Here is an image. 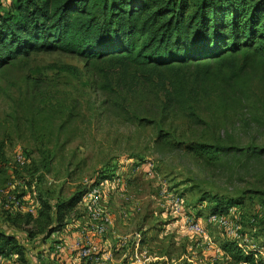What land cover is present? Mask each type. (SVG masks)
<instances>
[{
    "label": "rangeland",
    "instance_id": "1",
    "mask_svg": "<svg viewBox=\"0 0 264 264\" xmlns=\"http://www.w3.org/2000/svg\"><path fill=\"white\" fill-rule=\"evenodd\" d=\"M228 59L233 69L220 72L213 61L149 71L54 49L1 66L0 230L24 249L0 264H214L221 242L234 240L219 226L231 207L245 243L264 246V54ZM205 66L198 86L194 70ZM200 145L216 152L206 158ZM103 180L122 190L108 213L128 205V214L100 243L65 231L41 240L4 219L16 200L34 207L37 195L53 202Z\"/></svg>",
    "mask_w": 264,
    "mask_h": 264
},
{
    "label": "trees",
    "instance_id": "2",
    "mask_svg": "<svg viewBox=\"0 0 264 264\" xmlns=\"http://www.w3.org/2000/svg\"><path fill=\"white\" fill-rule=\"evenodd\" d=\"M54 49L149 71H176L201 61L218 63L219 72L223 66L233 69L228 58L242 50L264 54V0H7L0 8V67L17 56ZM209 72L208 66L195 69V83ZM198 149L206 158L216 152L209 145ZM5 162L0 141V165ZM85 192L53 202L37 195L35 215L10 209L4 219L30 225L28 235L43 240L76 218ZM23 249L15 235L0 230V257L21 258ZM220 249L223 259L214 264H264L232 239H224Z\"/></svg>",
    "mask_w": 264,
    "mask_h": 264
},
{
    "label": "built area",
    "instance_id": "3",
    "mask_svg": "<svg viewBox=\"0 0 264 264\" xmlns=\"http://www.w3.org/2000/svg\"><path fill=\"white\" fill-rule=\"evenodd\" d=\"M23 156H21L20 152L16 153V157L14 159L15 163H20L22 161ZM104 182V181H103ZM103 182L98 181L97 184L93 185L89 188L85 194L82 196L81 200L78 204L82 205L86 209V214L88 220L91 222L92 231L96 234H103L106 230V225L109 223V215L100 205V199L103 197L105 192V185ZM32 193V192H31ZM33 195V193H32ZM13 207L15 211L18 212H27L31 215H35L36 209L38 207L37 199L35 200L34 207H28L19 200L13 202ZM232 207L225 215L219 214V226L222 227L236 242V244L243 249L244 251L253 250L256 254L255 256H260L264 260V246L256 247L254 244H247L245 242H251L252 240L248 237H242L239 233L240 224L235 222H231L230 216L232 212ZM264 211V207H263ZM211 220H215V215L210 216ZM189 229L192 231H199V225L197 222L189 223ZM94 248L93 245H91ZM88 248L86 251H89ZM85 253V252H84Z\"/></svg>",
    "mask_w": 264,
    "mask_h": 264
},
{
    "label": "crops",
    "instance_id": "4",
    "mask_svg": "<svg viewBox=\"0 0 264 264\" xmlns=\"http://www.w3.org/2000/svg\"><path fill=\"white\" fill-rule=\"evenodd\" d=\"M103 181H105V184H106L105 188H107V190H105V188H104V190H105L104 194L105 195H103V197H102L103 199L101 198L102 199L101 207L109 215V223L106 225V230L104 232L105 235H106L107 234V228L108 229H112V228L115 227L113 224H115L114 220L116 218L119 220V222L121 220H125V218H127L128 212H125L124 209L127 208L128 205H126V206H121L120 205V208L116 212V214H109L108 213V209L112 208V206H115V203H114L113 199L116 198L117 196H120V193H121L120 191H122V190H121V187L119 188L120 184L118 185V183H116V184H113V183L108 184L107 180H103ZM103 181H101V182H103ZM118 182H120V179H118ZM108 185L112 186L113 188H110V186H108ZM116 188H119V189L116 190ZM28 196L29 195H27V197ZM23 198H25V197H23ZM78 205H77V209H79L80 206H82V205H79V206ZM79 221H81L82 226H80V228H78L77 230L72 231L73 228H76L79 225ZM116 229H117V226H116ZM63 231L70 232V233L73 232L71 237L74 236V233L78 234L80 232H82V233L84 232L86 235L89 234L91 237H93L92 239L94 241H98V243L101 242V238L100 237H102V236L98 237L99 235L92 231L91 223L88 220V218L86 219L85 217L82 220H79V218L70 219L68 221V224L66 225V227H65V229ZM116 232H118V230H116L115 233ZM115 236H117V235H115ZM103 237H104V234H103ZM109 237L110 236H107L106 238H104V240L102 242L103 245L106 244L108 240H110ZM111 238H113V237L111 236Z\"/></svg>",
    "mask_w": 264,
    "mask_h": 264
}]
</instances>
